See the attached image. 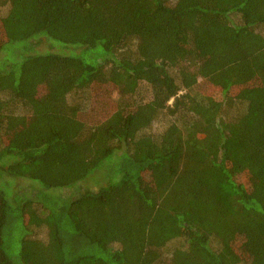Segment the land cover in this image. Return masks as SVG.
Segmentation results:
<instances>
[{
  "label": "trees",
  "instance_id": "16d2710c",
  "mask_svg": "<svg viewBox=\"0 0 264 264\" xmlns=\"http://www.w3.org/2000/svg\"><path fill=\"white\" fill-rule=\"evenodd\" d=\"M0 2V264H264V0Z\"/></svg>",
  "mask_w": 264,
  "mask_h": 264
},
{
  "label": "rangeland",
  "instance_id": "374dc122",
  "mask_svg": "<svg viewBox=\"0 0 264 264\" xmlns=\"http://www.w3.org/2000/svg\"><path fill=\"white\" fill-rule=\"evenodd\" d=\"M7 5H4L2 2H0V12L1 13H4L6 10H7ZM40 47H46V44H41ZM206 87V86H205ZM106 88V87H104ZM98 89L96 92L93 93V98H92V106L91 108H89L88 110H91L90 114L94 115V116H98L99 117V114L100 115H105V112L103 111V107H100L98 109V103H103L105 104V106L109 109L113 106V101H114V97H110L112 95V93L110 92V89L111 88H108V89ZM140 95L144 98H149L150 97V93L148 91L147 88H143L141 89L140 91ZM213 96L215 98H219L220 95L218 92H214ZM105 109V107H104ZM235 111H237V108H234V107H228L225 109V114H224V117L225 119L227 120L228 118L232 117L234 114H235ZM103 113V114H102ZM165 123H160L158 124V126L156 127L157 131H160L163 127H164ZM98 179V175L97 177L95 176H90L89 179L86 181V182H83L79 188L81 190L83 189H92V190H95L97 189V186H98V182H97ZM28 182H33L31 180H27ZM100 181V180H99ZM101 182V181H100ZM105 183V181H103ZM36 184V182H33ZM18 185H21L23 188L26 189L27 192H31L32 194L35 193L38 189L37 188H31V186H27L26 183L23 181V180H18L17 182V186ZM71 190L69 189H66V190H62L61 193H63L64 196H68L70 194ZM40 236L42 238L45 237V231L44 230H40Z\"/></svg>",
  "mask_w": 264,
  "mask_h": 264
}]
</instances>
